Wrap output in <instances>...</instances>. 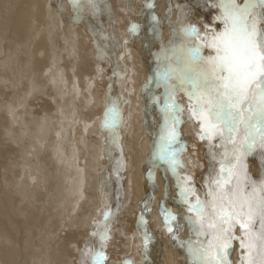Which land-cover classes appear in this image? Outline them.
I'll list each match as a JSON object with an SVG mask.
<instances>
[{
    "label": "rangeland",
    "instance_id": "obj_1",
    "mask_svg": "<svg viewBox=\"0 0 264 264\" xmlns=\"http://www.w3.org/2000/svg\"><path fill=\"white\" fill-rule=\"evenodd\" d=\"M68 1L69 0H61V1L60 0L59 1L58 0H54V1L51 0V3H53L51 5V8L52 9H53V6H55L57 9H59L60 6H64V8H66L68 10L67 11L66 9L63 8V12H61L64 16L62 17V22H61L62 24L61 23H58V26H57V27H60V30L58 28L59 33H55L56 32L55 31V32H52L50 35H48L47 30L49 28L47 30L42 31L40 29V27H42V24H43L42 21H39V24H41L40 26L39 25L38 26H36V25L33 26L32 24L28 25V27H26V25H24V27L21 26V28L22 29L23 28L26 29V31L25 30L23 31L21 28H17V30L19 29L20 32H21L20 33L19 30L17 31L18 34L20 33L19 35L15 31H14V33L11 32L12 29H13V27L10 24V22L7 21V20L6 21L9 24L6 23L5 20H4V22L1 24L3 28L0 27L1 30H2V31L0 30V37H2L0 39V47H1L0 48V54H1L0 55L1 56L0 57V78H1L0 79V86L3 85L2 87H6V88L8 87V90H5L6 91L5 94L6 95L8 94V95L6 96L5 94H3L4 97L2 96L0 98V127H1L0 130H2V129L4 130V131H1L2 134L0 133L1 134L0 135V140H2L3 143H4V144L2 143V145L4 146V149H6V151H9L10 152V155L9 156H7V154L5 156V155H2L0 153V207L1 208H4V207L6 208V207H9L10 206L9 200H8V197H9L10 194H12V198L16 199V201L14 202V204L17 203V206H19V205H21L23 207L30 206V208H34L36 205H38L39 206L38 207L39 209H42V206H43V209L42 210H39V211H40V213H42L44 210H48V214H49V217L51 216L50 218H51V221L52 222L50 221V218L49 217H46L47 218V219L45 218L46 219L45 220L46 225L47 224L50 225V224L53 223V226H55V227L57 226L56 228L53 227L54 229H57L59 227L58 228V232L53 236V237H57L58 240H59L60 233H62L61 231H63L60 228H62V225H66L67 222L70 220L69 218H64L63 219L62 216L58 217V215L55 214V213H53V214L50 213V212H52V210L56 206L55 204H57V202L60 199V194L56 193V189H57V186L56 185L58 183V180L52 174L53 173L52 172V170H53L52 167L54 165L56 166V165L60 164L59 163L60 162V159H58V157L60 155L58 157H56L57 153L55 151V148H53V146H54L55 141H56V139H55L56 137H54V136H56V134L62 133V136L63 137L64 136H67V137H64L67 140H65L64 138L62 139V141L59 140L63 144L65 153H67V154L69 153V155L71 154V156L73 155V153L74 154L76 153L75 156L77 155L76 157H74V155H73V158H72V159H74V163H73L74 164V167H75V163H76V159L75 158H77L78 155H79V162H80L81 167L84 166V168L88 169V167L90 166V168H89L90 171H88V173L89 172H92V170H93V172L94 171L95 172L96 171H99V169H101L100 167H102L101 171H99V173H98V176H99L98 182L101 183L103 181L102 183L103 184L105 183L107 185V189H108V191L110 192V195H111L110 196V200L111 199L112 200L113 199L114 200H117V201H114V203L111 200L112 202L109 203V205L106 208L104 206L101 207V203L98 206V202H94L93 203V201H90V204L88 206H86V207H83L82 206V207L78 208V212H75L74 211V212H71V213H68V214L66 212V214H65L66 216H68V217L74 216V219H76V221L74 222V224H77V223L78 224H83V223H81V221H79V219L82 218V215L83 214H85V215L87 214V217L85 219L89 223H91L89 221V219H92V222L93 223H92V226L90 228V230H91L90 231V236L86 235L87 238H86V241H84L85 242V245H86L85 252H87V250H88L87 249V242H89V241L91 242V245H92L93 249H97V250H100V251L103 252L104 251V244L105 243H108L109 246L106 248L105 253L107 252V250H110V249L112 250L113 249V244H114L113 241L115 239L114 236L116 235L115 232H116V230L118 231L119 228H120L119 226H120V222L122 220L121 218H123V215L126 213V211L129 208H132V207H135V206H136L135 207V212H138V215H139L138 218L139 219L143 215L146 216V218L143 216L144 217V220L142 222H140L141 224L139 223L140 226H138V222H137V224H136V230H139V228H141V229H143L144 231L147 232V226H148L147 225L148 224V218L147 217H148V215H151V216H153L155 218L154 223H157L160 220V222L158 223V224H160V225H158V229H157L156 226L153 227L154 224H151L150 225V226H152V227H150V229L152 228V232H153V236L152 237H154L155 240H158V242L160 243V241H161L160 240V236H156L159 233L158 230H161V229H162V231L164 230L163 229L164 228V218H162L163 216L160 213V208L162 206L164 207L165 204L167 203V201H164V200L167 199L168 197H170L171 196L170 194H172L173 191H174L173 193L176 192L175 191L176 189L175 190L173 189V188H175V186H174L175 184L173 185V183H172V182L176 183V180L172 177V175H171L170 172H167V173L165 172L166 165H164L159 160L155 161L156 163L155 162H152L153 161V159H152L153 156L152 155H153V152L156 151V149L153 152H151V150H152V148L154 150V148H156V146L158 144V141L160 139L159 138L160 137L159 132L161 130L160 128L162 126L163 121H162V118H161V115H160L161 114L160 111L159 112L157 111V110H159L158 105L153 100V97H159L156 94V86L157 85H156L155 80H154L155 77H154V72L153 71L155 70L154 69L155 66H156L155 68H157V65H156L157 63H156L155 60H156L157 55H160V53H159V47L157 46L159 44H157V42H154L153 40H151V39H153V36H154V34L150 31L151 25H152L151 23L152 22H150L151 20H149V19H151V17L147 13V11H145V13H144L143 10H142V11H139V13L137 15H134L135 20H133V22L131 20L132 18H130L131 21L129 20L130 23H127L126 22V24H128V27H131V25L136 24L139 27L145 29L144 33L141 32L142 34H140L141 35L140 37H143V39H141V41H144V43L143 44L140 43L141 45L138 43V46L137 45L134 46L136 44V42H133L132 45L130 43V45L132 46L131 49L130 48H125L126 50L124 49V50L120 51L118 53V56H117L118 57L117 58V63H114L113 62V58H112L113 55H112L111 48L113 46L118 47V45H115L118 42V40H120L121 43L124 41V40H122L121 36L116 33V31H118V29L116 28V22L115 23L112 22V26L111 27L109 25V23L114 20V15L115 14L113 12V8H115L116 11L118 12V4H117V1L115 0L114 3H116V4H113V5L110 2V0H100V2H99L100 4L98 3L99 4V7H100V10H102L103 13H104L102 20L104 22L103 25L106 24V27L107 28H104L105 29L104 31H106V32H104L103 29H101L97 25V23L93 21L94 19L93 20L91 19L90 16H88L87 18L84 17L82 19L81 13H83V12H81L79 14V20L78 21L79 22L81 21L80 22V25L79 24H75L74 25V22H71L73 20V12H72V8H70L71 6H69L70 4L67 3ZM150 1H152V0H150ZM178 1H179V6L182 5V6L189 7V8L193 7L194 6V3H195V0H178ZM58 2H60V3H58ZM64 2H66L65 4L66 5L68 4V6L64 5L63 4ZM146 4H148V2H146ZM56 8H55V10H56ZM84 9H85V6H84ZM66 11H67V13H66ZM7 12L8 11H4V14L5 15H8V14H6ZM140 12H142V13H140ZM195 12H196L197 15L204 16L205 19H209L210 16H211V12H209L206 9L204 11H201L200 9H195ZM70 13L72 14V16L70 15ZM52 14H54V17L56 18V20L61 21V19H59V17H57L58 14H59V12L57 13V11L56 12L53 11ZM139 14H141V15L138 16ZM145 15L146 16L149 15L148 18L145 17V19L147 18L146 19L147 21L145 19H143V17ZM29 16H30V18H29ZM138 17H140V18H138ZM84 19H86V20H84ZM138 19H140V20L143 19L144 22L143 21L141 22ZM42 20H43V18H42ZM53 20H54V18L52 16L51 17V24L52 25L50 24V26L54 30L53 22H52ZM0 21H2V20H0ZM28 21H32L31 14L28 15ZM3 24L6 25V26H4ZM59 24H61V25H59ZM140 24H142V25H140ZM29 26H32V27L29 28ZM86 26H87V30H86ZM89 26H91V28H93V29H89ZM124 26L125 25L123 24L122 27H124ZM6 27H7V29H5ZM122 27L120 25V28L121 29H122ZM15 28H16V26H15ZM27 28L30 29L32 33H35V34H33L35 36H33L30 33L29 30L27 31ZM66 28H67V30H66ZM118 28H119V25H118ZM125 28L127 29V27H124V29ZM61 30H62V33H61ZM4 31H5V33H4ZM77 31L79 32V34H78ZM44 32H45V34L47 33L46 34L47 35L46 37H49L50 40H51V42L49 43L50 45L48 44L46 46V49H45L46 50L45 51V54L46 55L44 53H42V50L41 51L39 50V52L37 54V57L42 58L41 56H43V59H44L43 62H41L42 61L41 59L36 58L35 52L33 51V46L37 45L40 40L42 42H43V40L45 41V39L43 37L44 36ZM137 32H140V30H138ZM160 32H162V31L159 30V37L161 38L162 37L161 36L162 34ZM24 33L26 34V36H25ZM107 33H109L110 35L107 34ZM145 33H147V35L149 34L147 36L148 38L151 37L149 39L150 42L148 41L149 43L146 41V43H148V44H145V40H144L146 38V37H144V34ZM14 34H15V36H14ZM150 34H151V36H150ZM23 35L25 36V38H23L24 37ZM116 35L119 36V37L116 38ZM19 36H21V39L22 40L20 39ZM31 36H32V38H31ZM87 36H90V37H88V39H87ZM114 36H115V38H114ZM131 36L132 35L130 34L129 37L131 38ZM16 37H18L17 39H20V40H17ZM84 37H85L86 40L84 39ZM133 37H135V35ZM6 38H7V40H6ZM33 38L35 40H33ZM55 39H57V40H55ZM93 39H94V41H93ZM29 40H30V42H29ZM31 40H33L32 43H31ZM80 40H82V41H80ZM126 40L128 41V39H126ZM1 41L2 42L4 41V42L1 43ZM114 41H117V42L114 43ZM6 42H8V43H6ZM80 43L83 45L82 46L83 48L81 47V44ZM118 43H120V42H118ZM154 43L157 44L156 47H155V44ZM86 44H88V45H86ZM90 44H91V47H90ZM149 44L150 45L152 44V45L149 46ZM76 45H78V46H76ZM84 45H86V46H84ZM76 47H77V49H76ZM152 47H154V49ZM5 48H6V50H5ZM15 48H16V50H15ZM79 49H80L81 52L79 51ZM152 49H153V51L155 50L156 52L155 51L153 52ZM77 50H78V52H77ZM84 50L85 51L92 50V54H93L95 60H103L102 62H105V63H103V65H104V67L106 69V75H105L106 77L105 76H103L102 78L96 77L95 79L91 78L92 69L94 68L95 64H97V63H91V65H92L91 66V68H92L91 69V72L90 73L89 72H85L87 74L89 73L88 75L87 74H83L84 72L81 73V76H80V74L77 75V73H76L77 68L80 65H84L85 64V63H80V64L77 63L78 62L77 57L79 55L83 54L85 52ZM21 51H22V53H21ZM82 51H83V53H82ZM150 51L153 52V55H156V56H154L155 58L152 59V56L153 55H152V53L150 54ZM3 52H5V54ZM47 52H48V54L49 53L50 54L48 55ZM134 52H136V53H134ZM146 52H148L147 54H150V55H148L150 57L147 58V59H149V61L146 60V56H147L146 55ZM16 53H17V55H16ZM26 53H27V55L28 54H32V55H28L27 56ZM154 53H157V54H154ZM6 54H7V56L10 55L11 58H8L10 56L7 57ZM135 54H137V56ZM71 55H72L73 58L70 57ZM132 55H134V56L131 57ZM128 56H130V59L127 58ZM138 56H140L139 59H138ZM143 56H145V57H143ZM4 58H5V60H4ZM81 58H84V56H81ZM54 59H55V61H54ZM134 59H135V61H136V59H138V61H136V63H135ZM38 60H39V62L43 63V66L40 69H37L36 70L33 66H34V63L36 61H38ZM80 60L81 59H79V61ZM154 61H155L156 64L153 67ZM45 62H46V64H45ZM115 66H117V68ZM144 66L145 67L146 66L147 67L149 66L150 67V70H148L149 67L146 69ZM74 67H75L76 70L74 69ZM137 67H140V68H137ZM72 68H73V70H71ZM129 70H130V73H129ZM59 71H62V74ZM134 71L137 72V74ZM143 71H144V73H143ZM71 72H72V74H71ZM67 73H68V76H67ZM57 74L60 75L61 78L63 76L64 79H61L60 77H58ZM130 74L133 77H131ZM82 75L84 76V78H82ZM139 75H142V76L138 77ZM119 77H123V79L121 80V79H119ZM130 77H131V79H130ZM69 78H71V79L69 80ZM17 79L18 80L20 79L19 80L20 82ZM26 79L28 80V82H27ZM29 80H31V81H29ZM60 80H63V81H60ZM144 80H146V82ZM42 81H43V83H42ZM44 81H45V83H44ZM128 82H129L130 85L128 84ZM131 82H133V83H131ZM134 82H135V84H134ZM57 83L59 84L58 86H57ZM136 83H137V85H136ZM30 84H31V87H30ZM53 84H54L55 88H54ZM13 85L16 86V87H14ZM25 85H27V86H25ZM28 85H29V87H28ZM86 85H87V87H86ZM32 86L35 87V88L32 89L33 88ZM123 86H125V87H123ZM28 88H29V90H28ZM30 88L32 89V91L30 90ZM108 88H112L111 89L112 92L110 91L108 93H110V96H111V99L112 100H116L117 101V105H118V108H119V112L121 114V119H120V122H119V129H118V131H119L118 132V134H119L118 135L119 136L118 146L113 143V145H114L115 148H114L112 154L110 153V150H111V148L109 146L110 141L108 140L109 142H107V140H106V137L108 136V134L104 130H102V127H101L102 121L104 119V113H105V110H106L107 102H108L107 99H106L107 96L105 97V95L107 93L106 90H108ZM132 88H133L134 92L131 90ZM139 88H140V90H139ZM157 88L161 90V91L159 90V92H160L159 95H160V97H162L163 96V93H164V90H163L164 87L163 86H158ZM9 90H11V91H9ZM26 90H27V92H26ZM77 91H79V92H77ZM131 91H132V93H131ZM11 92H14L15 94L14 93H11ZM161 92H162V95H161ZM129 93H131L132 95H136V94L137 95H136V97L135 96H132V98H131V97H129V96H131V94L128 96ZM33 94H35V95H33ZM38 94L41 95L40 97H43V99L41 98L39 100L42 101V100L46 99L44 103L47 102L45 107L48 110H49V108L52 107L51 109L53 111H55L54 108L57 109L59 107L58 114H56V115H54L53 112H52V110L50 109V111L52 112L51 114H53V115H51V116H53L52 117L53 119L50 118V119L44 121V123L41 121V118H44V117L41 116V118H40V115H37L36 117L31 116V115H33V112H31L30 108L33 107L32 106L33 105L32 103L35 102V98L36 97L39 98L38 97L39 96ZM54 94H56V95L54 96ZM62 94H63V96H62ZM21 96L23 97V100H22V97ZM34 96H35V98H34ZM9 97H11V98H9ZM52 97L54 98L55 101H57V100L58 101L55 103V101L53 100ZM5 98H7V99H5ZM59 100H60V102H59ZM22 101H24V102L22 103ZM28 101H29V103H28ZM30 101L31 102L33 101V102L30 103ZM125 101H126V103H125ZM17 102L19 104H23V106L22 105H19ZM67 102H69V103H67ZM51 103H53L54 105L51 104ZM60 104L61 105L63 104V105L61 106ZM18 105H19L20 108L18 107ZM14 106H16V107L15 108H12ZM21 106H22V108H21ZM43 106L44 105L42 104L41 107H43ZM48 106H50V107H48ZM148 106H151V107H148ZM132 108H135V109L133 110ZM146 108H149V109L147 110ZM129 110H130V112H129ZM146 110H147V112H146ZM74 113L77 115V120L79 122L78 121L76 122L74 120V118H73ZM154 113H156L155 115H157V116L159 115V118L161 119L160 121H159L158 117H156V116L154 117ZM14 115H16V116H14ZM126 116L129 117V118H127ZM123 118L124 119L127 118V120L125 119L124 122H123V120H122ZM128 119H130V120H128ZM3 120L4 121L7 120V121L6 122H3ZM64 120L68 124H66L64 122ZM88 120H90V121H88ZM155 120H158L159 121V124H158V121H156L157 123L154 122ZM34 121H36V122H34ZM2 122H3V124H4L5 127L3 126V124H1ZM74 122H76L77 124L76 123L74 124ZM88 122H90V123H88ZM131 122H133V123H131ZM56 123H57V126L60 127V129L56 126ZM70 123H71L72 126L70 125ZM24 125H25V127H23ZM95 125H97V126H95ZM123 125L126 128L125 127L122 128ZM130 125L133 126V127H131ZM156 125H157V127H156ZM63 126H65V128ZM67 126H69V128ZM83 126H85V128ZM138 127H139V129H138ZM58 129H59V131H58ZM126 129H127V132L128 133L125 132L124 135H122L121 132L123 130H126ZM21 130H22V132H21ZM149 130H150V132H149ZM129 131H130V133H129ZM4 132H5V134H4ZM63 132L65 134H63ZM68 132H69V134H67ZM10 133H11V135H10ZM22 134H23V136H21ZM128 134H129V136H128ZM136 134H138V135H136ZM124 136H127V138L124 137ZM130 136L131 137L133 136V138L130 139ZM154 136H156V137H154ZM41 138H42V140H41ZM85 138L88 139V142H86V139ZM53 140H54V142H53ZM92 140L95 141V142H93ZM79 141H82V142H79ZM154 141H155V143H154ZM14 142L17 145L14 146V144H15ZM65 142H67V143L65 144ZM96 142H97V144H95ZM206 143H207V141H206ZM62 144H61V146H62ZM90 145H91V147L89 148ZM92 145H94V146H92ZM81 146H83V148ZM84 146H85V148H84ZM143 146H145V147H143ZM147 146H149V147H147ZM81 148H82V150H81ZM129 148L131 150H129V152H128V149ZM149 148H151V150ZM202 148L200 147V145H198V147L195 150L193 148H189V146L186 149V151L188 150L192 154H193V152H196V154L193 155L192 158H196L198 160V164H201V166H202L201 169H197V167H196L194 169V171H193L194 174L193 173L186 172V174L188 173L187 175L194 180V186L197 189L200 188L202 179L205 176V174L207 173L208 168H209V157L207 156V152L206 151H205L206 153L205 152L204 153L202 152ZM46 150H47V152L44 153ZM68 150H69V152H68ZM72 150H74V152ZM86 150H87V153H86ZM200 150H201V152H200ZM83 151H84V153H83ZM130 151H131V153H130ZM133 151H134V153H133ZM149 151H150V153L152 155L151 154H148ZM93 152H95V154ZM29 153H31V154L29 155ZM128 153H130V155L132 157L129 156ZM136 153H138V154H136ZM144 153H146V154H144ZM257 153L256 154L254 153L255 154L254 156L256 158H257ZM258 155H259V153H258ZM145 156H147L148 158L147 157L145 158ZM151 156H152V158H151ZM52 158L54 160H56V159L59 160V162L56 160L58 162L56 164V161H52L53 160ZM113 158H115V159H113ZM121 158L123 160V169L121 171H117V167H118L117 161L119 159H121ZM134 158H137V159H134ZM256 158L253 160V164L255 163V166L257 164ZM94 161H96V162H94ZM130 161H133V162L130 163ZM36 162H39V164L36 163ZM157 162H159V163H157ZM34 164L36 166H34ZM92 164H94L95 168L93 166H91ZM157 164H159L160 165L159 167H161V169H160L161 171L160 172L157 171L158 170V165ZM85 165H86V167H85ZM96 165L98 167H96ZM43 166H45V167H43ZM154 166H155V168H154ZM65 168L66 167H61L60 169H61V171L63 170L64 172L65 171L67 172V170H69V172H70L72 170V169H67V168H66L67 169L66 170ZM96 168H97V170H96ZM132 169H133V171H132ZM144 169H145V171H144ZM146 170H149L150 173H149V171H146ZM184 170L185 169L180 170L181 171V177H183V175L185 174V171ZM66 172H65V175L66 176H69V175L66 174ZM147 172H148L149 176H147ZM88 173L85 175L86 184L89 183L90 185H93V180L91 179L92 178V175L90 176V174H88ZM128 176H130L131 179H129L130 177H128ZM144 176H145V178H144ZM118 177H119V179H122L121 180V186L122 187H120V186L117 185V178ZM26 179L28 180V182H26ZM140 179H142V180L140 181ZM164 180H166V181L168 180V182L169 181H171V182H169V183H167V185H165L166 182ZM98 182H97V184H98ZM127 182H129V185L131 184L130 185L131 188H130V186L127 187L128 186L127 185L128 184ZM144 182H145V184H144ZM141 183H143V184H141ZM47 185L48 186H51V187L50 188L48 187V189H47ZM54 186H55V188H54ZM165 186L166 187L168 186V188H166ZM95 187H94V189H95ZM145 187H146V190H144ZM131 189H132V191H131ZM140 189H142V191H144V192L139 191ZM166 190L167 191L168 190H172V192L170 194H168L169 192H167ZM80 191H81V189H80ZM145 191H146L147 194L145 193ZM157 191H159V192H157ZM131 192L133 194H131ZM154 192H156V193H154ZM125 193L128 194V195H126ZM116 194H117V196L119 198H116L117 197ZM144 194L148 196L147 199H146L147 196H144ZM175 194H173L172 197L169 198L170 200L173 199L174 203L177 200V197H176ZM198 194H200L199 191L197 192V195ZM53 196L54 197L56 196V197L54 198ZM61 197H62V195H61ZM90 197H91V195H90ZM95 197H96L97 200H99V202H101V197L99 195L98 196H95ZM141 198L142 199L144 198V199L142 200ZM88 199H85V201H87ZM135 199L138 202L137 201H134ZM20 203H22V204H20ZM112 203H113V205H112ZM123 203L124 204L126 203L125 204L126 206ZM176 203H175V206L178 205V207L177 206L176 207L179 209V206H181V205H179L178 203L176 204ZM146 204H147V206H145ZM138 205H139V208H137ZM172 205H174V204H172ZM50 207H52V208H50ZM103 207L105 209H110L111 210V213H113V214L110 216V224H109V228L107 230V236L110 237V239H107L106 242H104L103 243V246L101 247L100 241H99V237L98 236L97 237H93L91 234H92V232L94 230V227H93L94 226V222H101L103 220V213H104V212H102V211H104V208ZM141 207H142V209H141ZM144 208H146V209H144ZM63 210H65V209H63ZM97 210H98V213H96ZM143 210H146V211L143 212ZM132 211L133 210H131V213H132ZM150 211L152 213H150ZM170 211L173 212V209L170 208ZM145 212H146V214H145ZM147 212H148V214H147ZM175 213L176 212H174L173 214L175 215ZM176 215H179L181 217L183 216V214H180V213L179 214H176ZM4 216L2 218H4ZM158 216L160 217V219H159ZM153 217H150V222L149 223H151V222L153 223V221H151V218H152V220H154ZM156 217H157L158 220L156 219ZM35 222H38L37 225H39V220L38 221H35ZM161 222H163V223H161ZM70 224L72 225V222H70ZM37 225H36V227H38ZM178 226L182 229V221L181 222H178ZM155 227H156V229H155ZM10 228H9V230H10ZM154 230H155V232H154ZM52 231L50 232L51 234L49 233V235H52ZM6 232L7 231H5V226H3V227L0 226V264H12V262H13V261L9 260L8 255L7 256L5 255V254H7V252H5V248L6 247H11V241H10L11 239L9 238L8 235L5 234ZM165 232L166 233L168 232L166 228H165ZM165 232L163 231V234H165ZM37 234L40 235L39 232H37ZM168 234H169V232H168ZM177 235L180 238V232H178ZM188 236H190V235H188ZM164 238L166 239V237H164ZM190 238L191 237H189L188 239H190ZM50 239H51V236H49L48 241H42L41 242V248L42 249L43 248H46V251L49 250L48 251V254L49 255L47 254L48 258L46 257L44 259V261H46V264H49V263L50 264H59L60 260L65 261L66 258L63 259L64 258L63 257L64 256L63 254L61 255V253L57 249H52L53 248L52 246H54V244H55L56 241L54 242L53 240H50ZM141 239L143 241V238L142 237H141ZM182 239L183 238L181 237L180 240H182ZM35 240H37V239H35ZM171 240L172 239L170 238V234H169V237H168V239L166 241L169 243ZM184 240H187V238L184 239ZM173 242H174L173 243L174 245L179 246L176 241L173 240ZM143 243H144V241H143ZM36 245H37V243L34 245V247ZM50 245H51V249L53 250V253H52L53 255H51V253H50L51 252ZM48 246H49V248H48ZM140 246H142V245H140ZM164 248H165V246H164ZM178 248L180 249V247H176L174 249L175 250H179ZM56 250L58 251V253L56 252ZM181 250H182V248H181ZM141 251H143V248H139V252L140 253L138 252V248H136L135 254H138L139 253V254L142 255V252ZM168 253H170V256L171 257L173 256L172 257L173 259L171 258V260H173V261L175 260L176 255L181 259L179 253L173 254V252L171 250L168 251ZM171 253H172V255H171ZM57 254H58V256H56ZM157 254L159 255V253H157ZM184 254H185V251H183V253H181V255H184ZM55 257H56V261H53L55 259ZM108 258H109V255L107 257V260L109 261ZM145 258H147L146 259L147 260L146 263L145 262L141 263V260L139 261L140 263L138 261H137V263L138 264H149L148 261H150V264H154V262H158V264H161V262H159L160 256H159V259H152V256H149V255L147 257H145ZM133 260L134 259H132L131 261L130 260H127L128 261V264H134V261ZM50 261H52L53 263L50 262ZM152 261H154V262H152ZM181 261L183 262L182 259H181ZM108 263L109 264H116L115 261H113V262L110 261ZM66 264H68V262ZM103 264H105V262H103Z\"/></svg>",
    "mask_w": 264,
    "mask_h": 264
},
{
    "label": "snow or ice",
    "instance_id": "obj_2",
    "mask_svg": "<svg viewBox=\"0 0 264 264\" xmlns=\"http://www.w3.org/2000/svg\"><path fill=\"white\" fill-rule=\"evenodd\" d=\"M69 4L78 22L84 5L94 9L96 0H69ZM145 7L154 11L155 0ZM177 7L176 27L157 58L154 79L164 93L153 100L163 123L153 162L166 165L165 172L176 180L177 202L184 215H174L162 206L164 226L186 252L187 264H233V250L239 253L237 264H264V0H195L191 8ZM195 9L208 10L210 18L197 15ZM59 10L63 12V6ZM171 14L169 2L167 19ZM151 21L150 31L159 40L164 21L154 14ZM138 30L133 24L129 33ZM177 94L188 98L187 109ZM120 119L117 101L109 98L101 127L117 146ZM192 121L199 125V133L193 131V135L207 141L209 157L199 189L180 171L187 144L179 129ZM257 151L259 178L254 179L245 161ZM117 165L121 171L122 158ZM111 215L105 209L103 220L94 222L91 235L99 237L101 247L110 239ZM180 221L187 226L190 239H179ZM141 230L142 255L147 257L151 236ZM87 249L80 264H103L102 251L93 249L90 241Z\"/></svg>",
    "mask_w": 264,
    "mask_h": 264
},
{
    "label": "bare ground",
    "instance_id": "obj_3",
    "mask_svg": "<svg viewBox=\"0 0 264 264\" xmlns=\"http://www.w3.org/2000/svg\"><path fill=\"white\" fill-rule=\"evenodd\" d=\"M52 1H54V0H52ZM59 1V0H58ZM61 1V0H60ZM114 1L115 0H110V2L112 3V5L113 4H116V3H114ZM117 1V4H118V12L116 11V9L115 8H113V12H114V20L113 21H111L110 23H109V25H110V27L112 26V22H116V28L118 29V31H116V33L118 34V35H120L121 36V38H122V40H124L122 43H121V41L120 40H118V42H120V43H118L117 41H114V43H116L115 45H118V47H116V46H113L112 48H111V51H112V55H113V62L114 63H117V56H118V53L120 52V51H122V50H124L125 48H130L131 49V45H132V43L133 42H136V44L134 45V46H138V43L140 44V43H144V41H141V39H143V37H140L141 35L140 34H142V33H144V31H145V29H143V28H141V27H139V30H140V32H136L134 35H135V37H133L134 35H132L131 36V38L129 37L130 36V33H129V28L130 27H128V24H126V22L127 23H130L129 22V20H130V18H132L131 20H132V22H133V20H135V17H134V15H137L138 13H139V11H142L143 10V12L145 13V11H147V13L150 15V17L154 14L155 16H157L161 21H164V23H162L161 24V26H160V30L162 31V32H160L162 35V37L160 38L159 37V40H157L154 36H153V39H151V40H153L154 42H157V44H159V45H157L156 43H154L155 44V47H156V45L159 47V53H161V45H167L168 44V42H169V37L171 36V32H172V29L173 28H175L176 27V21H177V18H178V16L180 15V12L178 11V7L177 6H179V1L178 0H155V8H154V11L152 10V9H148V8H146L145 7V5H146V2H152V1H150V0H116ZM146 1V2H145ZM100 2V0H96V7L94 8V9H91L90 10V8H89V6L87 5V4H85L84 6H85V9H84V7L82 8V10H81V12H83V13H81V16H82V19L84 18V17H88V16H90L91 17V19L94 21V22H96L97 23V25L101 28V29H103V31L105 30L104 28H107L106 27V24H104L103 25V11L102 10H100V7H99V3ZM169 2H170V4H171V7H172V14H171V19L169 20V19H167V17L165 16V9H166V6H168L169 5ZM58 3H60V2H58ZM57 3V4H58ZM62 3V2H61ZM66 2H64L63 4L64 5H66L65 4ZM67 3H69V1L67 2ZM99 3V4H98ZM53 3H51V0H0V20H2V21H0V25L4 22V20H5V22L6 23H8L7 21H9L10 22V24L12 25V27H13V29H12V31L11 32H13L14 33V31L18 34V30H17V28H21V26L22 27H24V25H26V27H28V25H30V24H32L33 26H40L41 24H39V21H42L43 22V24H42V27H40V29L42 30V31H44V30H47L48 28V30H47V32H48V35H50L52 32H55V33H59V30H60V27H57L58 26V23H61L62 22V17L64 16L62 13H61V11H59V9H57L55 6H53V9L51 8V5H52ZM59 5V4H58ZM61 5V4H60ZM66 6H68V4L66 5ZM70 6V5H69ZM182 6V5H181ZM188 6V5H187ZM55 8H56V10H55ZM63 8H64V6H63ZM71 8V7H70ZM64 9H66V8H64ZM67 10V9H66ZM4 11H8L6 14H8V15H5L4 14ZM53 11H57V13L59 12V14H58V16L57 17H59V19H61V21H59V20H56V18L54 17V14H52L53 13ZM65 11V10H64ZM68 11V10H67ZM67 11H66V13H67ZM70 12V11H69ZM73 12V11H72ZM65 13V14H66ZM140 13H142V12H140ZM29 14H31V16H32V21H28V15ZM70 15L72 16V14L70 13ZM85 15V16H84ZM141 14H139L138 16H140ZM147 15V14H146ZM142 16L143 17V19H145V17H147L148 18V16ZM53 16V18H54V20L52 21L53 22V27H54V30H53V28L50 26V24H51V17ZM66 17V16H65ZM29 18H30V16H29ZM42 18H43V20H42ZM46 18V19H45ZM71 18V17H70ZM113 18V17H112ZM138 18H140V17H138ZM146 18V19H147ZM137 19V18H136ZM143 19L142 20H140V19H138L139 21H143ZM145 19V20H146ZM7 20V21H6ZM38 20V21H37ZM71 20V19H70ZM84 20H86V19H84ZM130 20V21H131ZM149 20H151V19H149ZM34 21V22H33ZM67 21V20H66ZM90 21V20H89ZM147 21V20H146ZM33 22V23H32ZM71 22H74V25L75 24H79L80 25V22L78 21V22H76V21H74V18H73V20L71 21ZM87 22V21H86ZM92 22V21H91ZM131 22V23H132ZM144 22V21H143ZM150 22H152V21H150ZM89 23V22H88ZM9 24V23H8ZM62 24V23H61ZM61 24H59V25H61ZM119 25V28H118V25ZM125 25L124 27H127V29L125 28L124 29V27H122V25ZM148 24V23H147ZM152 24V23H151ZM4 25V24H3ZM52 25V24H51ZM72 25V24H71ZM89 25V24H88ZM108 25V24H107ZM120 25H121V27H122V29L120 28ZM136 25V24H135ZM140 25H142V24H140ZM4 26H6V25H4ZM15 26H16V28H15ZM0 27H2V25L0 26ZM30 27H32V26H29V28ZM3 28V27H2ZM39 28V27H38ZM58 28H59V30H58ZM81 28V27H80ZM5 29H7V27L5 28ZM22 29V28H21ZM89 29H93V28H91V26H89ZM0 30H1V28H0ZM4 30V29H3ZM23 31L25 30L26 31V29H22ZM21 30V31H22ZM30 31V33L33 35V34H35V33H32L31 32V30L30 29H28L27 28V31ZM37 30V29H36ZM66 30H67V28H66ZM86 30H87V26H86ZM107 30V29H106ZM2 31V30H1ZM34 31V30H33ZM102 31V32H103ZM19 32H20V30H19ZM36 32V31H35ZM46 32V31H45ZM45 32H44V39H45V41L43 40V42L40 40H38L39 41V43L37 44V45H35V46H33V51L35 52V56H36V58H39V59H41L42 61L41 62H43V56H41L42 58H40V57H37V54H38V52H39V50L41 51L42 50V53H44L45 54V49H46V46L51 42V40H50V38L49 37H46L47 35V33L45 34ZM78 32V31H77ZM104 32H106V31H104ZM142 32V33H141ZM3 33V32H2ZM1 33V34H2ZM4 33H5V31H4ZM21 33V32H20ZM19 33V34H20ZM26 33V32H25ZM24 33V34H25ZM37 33V32H36ZM61 33H62V30H61ZM66 33V32H65ZM18 34V35H19ZM30 34V35H31ZM38 34V33H37ZM69 34V33H68ZM78 34H79V32H78ZM107 34H109V33H107ZM8 35V34H7ZM17 35V36H18ZM39 35V34H38ZM89 35V34H88ZM110 35V34H109ZM112 35V34H111ZM149 35V34H148ZM147 33H145L144 34V37H146L144 40H145V44H148L149 42H150V38H148L147 36ZM10 36V35H9ZM13 36V35H12ZM14 36H15V34H14ZM13 36V37H14ZM22 36V35H21ZM21 36H19L20 37V39H21ZM24 36V35H23ZM25 36H26V34H25ZM25 36L23 37V38H25ZM28 36V35H27ZM33 36H35V35H33ZM37 36V35H36ZM113 36V35H112ZM143 36V35H142ZM150 36H151V34H150ZM88 37H90V36H87V39H88ZM111 37V36H110ZM119 36H117L116 35V38H118ZM2 37H0V39H1ZM18 37H16V39H17ZM31 38H32V36H31ZM30 38V39H31ZM36 38V37H35ZM38 38V37H37ZM114 38H115V36H114ZM137 38V39H136ZM20 39H17V40H20ZM84 39H85V37H84ZM126 39H128V41L126 40ZM155 39V40H154ZM3 40V39H2ZM6 40H7V38H6ZM10 40V39H9ZM22 40V39H21ZM33 40H35L34 38H33ZM33 40H31V43H32V41ZM55 40H57V39H55ZM86 40V39H85ZM92 40V39H91ZM112 40V39H111ZM54 41V40H53ZM61 41V40H60ZM80 41H82V40H80ZM79 41V42H80ZM88 41V40H87ZM93 41H94V39H93ZM146 41L148 42V43H146ZM4 42V41H3ZM2 41H1V43H3ZM9 42V41H8ZM8 42H6V43H8ZM21 42V41H20ZM26 42V41H25ZM29 42H30V40H29ZM35 42V41H34ZM46 42V43H45ZM89 42V41H88ZM87 42V43H88ZM27 43V42H26ZM30 43V44H31ZM127 43V44H126ZM130 43H131V45H130ZM18 44V43H17ZM36 44V43H35ZM81 44V43H80ZM20 45V44H19ZM50 45V44H49ZM86 45H88V44H86ZM86 45H84V46H86ZM128 45V46H127ZM141 45V44H140ZM152 45V44H151ZM150 44H149V46H151ZM53 46V45H52ZM51 46V47H52ZM76 46H78V45H76ZM83 45L81 44V47H82ZM93 46V45H92ZM35 47V48H34ZM89 47V46H88ZM90 47H91V44H90ZM115 47V48H114ZM1 48V47H0ZM28 48V47H27ZM55 48V47H54ZM75 48V47H74ZM83 48V47H82ZM96 48V47H95ZM150 48V47H149ZM153 49H154V47H152ZM9 49V48H8ZM31 49V48H30ZM76 49H77V47H76ZM153 49H152V51H153ZM157 49V48H156ZM5 50H6V48H5ZM15 50H16V48H15ZM25 50V49H24ZM28 50V49H27ZM32 50V49H31ZM82 50V49H81ZM126 50V49H125ZM137 50V49H136ZM150 50V49H149ZM13 51V50H12ZM29 51V50H28ZM27 51V52H28ZM74 51V50H73ZM79 51H80V49H79ZM85 51V50H84ZM148 51V50H147ZM155 51V50H154ZM153 51V52H154ZM26 52V51H25ZM31 52V51H30ZM61 52V51H60ZM77 52H78V50H77ZM81 52V51H80ZM153 52H151L150 51V54L152 53V55H153ZM156 52V51H155ZM4 54H5V52H3ZM2 53V54H3ZM21 53H22V51H21ZM82 53H83V51H82ZM134 53H136V52H134ZM141 53V52H140ZM143 53V52H142ZM148 52H146V60H148L149 61V59H147L148 57H150V56H148V55H150V54H147ZM158 53V54H159ZM47 54H48V52H47ZM50 54V53H49ZM48 54V55H49ZM57 54V53H56ZM78 54V53H77ZM133 54V53H132ZM154 54H157V53H154ZM1 55V54H0ZM16 55H17V53H16ZM26 55H27V53H26ZM28 55H32V54H28ZM27 55V56H28ZM40 55V54H39ZM46 55V54H45ZM65 55V54H64ZM136 56H137V54H135ZM6 56H7V54H6ZM8 56H10V55H8ZM7 56V57H8ZM22 56V55H21ZM66 56V55H65ZM81 56H84V58H81ZM124 56V55H123ZM134 55H132L131 57H133ZM154 56H156V55H153L152 56V59L153 58H155ZM1 57V56H0ZM33 57V56H32ZM61 57V56H60ZM71 58H73L72 57V55L70 56ZM143 57H145V56H143ZM8 58H11V56L10 57H8ZM14 58V57H13ZM27 58V57H26ZM128 59H130V56H128L127 57ZM140 58V56H138V59ZM157 58H158V55H157V57H156V63H157ZM70 59V58H69ZM77 59H78V62L77 63H85L84 65H80L78 68H77V70L75 69V67L77 66H75L74 67V69L76 70V73H77V75H79L80 74V76H81V73H83V74H87V73H85V72H91V63H97V64H95V66H94V68L92 69V73H91V78H93V79H95L96 77H99V78H102L103 76H105L106 75V69H105V67H104V65H103V63H105V62H102L103 60H95V58H94V56H93V54H92V50H89V51H85L83 54H81V55H79L78 57H77ZM79 59H81L80 61H79ZM138 59H136V61H138ZM145 59V58H144ZM151 59V58H150ZM4 60H5V58H4ZM28 60V59H27ZM30 60V59H29ZM73 60V59H72ZM119 60V59H118ZM132 60V59H131ZM142 60V59H141ZM145 60V61H146ZM19 61V60H18ZM50 61V60H49ZM54 61H55V59H54ZM70 61V60H69ZM134 61H135V59H134ZM136 61H135V63H136ZM155 61H154V64H153V67H154V65L156 64L155 63ZM14 62V61H13ZM23 62V61H22ZM35 62V61H34ZM41 62H39V60L38 61H36L35 63H34V68L37 70V69H40L42 66H43V63H41ZM11 63V62H10ZM69 63V62H68ZM76 63V64H77ZM134 63V64H135ZM149 63V62H148ZM21 64V63H20ZM24 64V63H23ZM45 64H46V62H45ZM55 65V64H54ZM144 65V64H143ZM157 65V64H156ZM28 66V65H27ZM114 66V65H113ZM140 66V65H139ZM116 68H117V66H115ZM132 67V66H131ZM145 67V66H144ZM149 67V66H148ZM147 66L145 67L146 69L148 68ZM152 67V66H151ZM156 67V66H155ZM154 67V77H155V71H156V68ZM135 68V67H134ZM137 68H140V67H137ZM11 69V68H10ZM67 69V68H66ZM132 69V68H131ZM47 70V69H46ZM49 70V69H48ZM57 70V69H56ZM61 70V69H60ZM68 70V69H67ZM71 70H73V68L71 69ZM114 70V69H113ZM148 70H150V67H149V69ZM147 70V71H148ZM108 71V70H107ZM146 71V72H147ZM152 71V70H151ZM18 72V71H17ZM41 72V71H40ZM58 72V71H57ZM61 74H62V71H59ZM67 72V71H66ZM132 72V71H131ZM135 72V71H134ZM20 73V72H19ZM59 73V74H60ZM88 73V74H89ZM94 73V74H93ZM129 73H130V70H129ZM136 74H137V72H135ZM143 73H144V71H143ZM148 73V72H147ZM22 74V73H21ZM64 74V73H63ZM71 74H72V72H71ZM87 74V75H88ZM133 74V73H132ZM140 74V73H139ZM58 75V74H57ZM131 75V74H130ZM129 75V76H130ZM14 76V75H13ZM26 76V75H25ZM67 76H68V73H67ZM70 76V75H69ZM128 76V75H127ZM140 76H142V75H139L138 77H140ZM150 76V75H149ZM57 77V76H56ZM55 77V78H56ZM58 77H60V75H58ZM106 77V76H105ZM104 77V78H105ZM131 77H133L132 75H131ZM131 77H130V79H131ZM27 78V77H26ZM31 78V77H30ZM35 78V77H34ZM61 78V77H60ZM82 78H84V76L82 75ZM1 79V78H0ZM21 79V78H20ZM19 79V80H20ZM44 79V78H43ZM58 79V78H57ZM61 79H64V77L62 76V78ZM71 78H69V80H70ZM133 79V78H132ZM135 79V78H134ZM141 79V78H140ZM18 80V79H17ZM18 80V81H19ZM27 80V79H26ZM46 80V79H45ZM53 80V79H52ZM59 80V79H58ZM83 80V79H82ZM90 80V79H89ZM155 80V79H154ZM8 81V80H7ZM22 81V80H21ZM29 81H31V80H29ZM51 81V80H50ZM60 81H63V80H60ZM59 81V82H60ZM81 81V80H80ZM127 81V80H126ZM133 81V80H132ZM142 81V80H141ZM140 81V82H141ZM145 82H146V80H144ZM17 82V81H16ZM20 82V81H19ZM23 82V81H22ZM27 82H28V80H27ZM26 82V83H27ZM34 82V81H33ZM58 82V83H59ZM70 82V81H69ZM88 82V81H87ZM99 82V81H98ZM137 82V81H136ZM25 83V84H26ZM42 83H43V81H42ZM44 83H45V81H44ZM47 83V82H46ZM57 83V86L59 85ZM131 83H133V82H131ZM139 83V82H138ZM19 84V83H18ZM29 84V83H28ZM63 84V83H62ZM71 84V83H70ZM128 84H129V82H128ZM134 84H135V82H134ZM141 84V83H140ZM15 85V84H14ZM13 85V86H14ZM17 85V84H16ZM56 85V84H55ZM130 85V84H129ZM136 85H137V83H136ZM3 86V85H2ZM2 86H0L1 88H0V98L3 96V94H5V90H8V87L6 88V87H2ZM25 86H27V85H25ZM39 86V85H38ZM53 86H54V84H53ZM78 86V85H77ZM80 86V85H79ZM127 86V85H126ZM14 87H16V86H14ZM24 87V86H23ZM28 87H29V85H28ZM30 87H31V84H30ZM33 87V86H32ZM61 87V86H60ZM59 87V88H60ZM64 87V86H63ZM86 87H87V85H86ZM85 87V88H86ZM123 87H125V86H123ZM131 87V86H130ZM136 87V86H135ZM158 86H156V94L160 97V92H159V90L160 89H158L157 88ZM35 87H33L32 89H34ZM54 88H55V86H54ZM65 88V87H64ZM81 88V87H80ZM91 88V87H90ZM89 88V89H90ZM129 88V87H128ZM144 88V87H143ZM160 88V87H159ZM13 89V88H12ZM25 89V88H24ZM32 89L30 88V90L32 91ZM58 89V88H57ZM61 89V88H60ZM111 89L112 88H108V90H106V95H105V97L107 96V101L109 102V98H111V96H110V93H108V92H110L111 91ZM130 89V88H129ZM145 89V88H144ZM162 89V88H161ZM28 90H29V88H28ZM65 90V89H64ZM80 90V89H79ZM133 92H134V90H133V88L131 89ZM139 90H140V88H139ZM164 90V89H163ZM9 91H11V90H9ZM14 91V90H13ZM18 91V90H17ZM22 91V90H21ZM24 91V90H23ZM30 91V92H31ZM40 91V90H39ZM54 91V90H53ZM132 91H131V93H132ZM161 91V90H160ZM26 92H27V90H26ZM35 92V91H34ZM64 92V91H63ZM77 92H79V91H77ZM112 92V91H111ZM130 92V91H129ZM11 93H14V92H11ZM43 93V92H42ZM47 93V92H46ZM53 93V92H52ZM131 93H129L128 94V96L131 94ZM15 94V93H14ZM21 94V93H20ZM48 94V93H47ZM50 94V93H49ZM135 94V93H134ZM6 95V94H5ZM8 95V94H7ZM6 95V96H7ZM11 95V94H10ZM31 95V94H30ZM33 95H35V94H33ZM39 95V94H38ZM43 95V94H42ZM45 95V94H44ZM56 94H54V96H55ZM137 95V94H136ZM136 95H132L131 94V96H129V97H131L132 98V96H135L136 97ZM155 95V94H154ZM161 95H162V92H161ZM178 95V101H179V103L185 108V109H187V107H188V104L190 103V101L188 100V98L186 97V96H184L183 94H177ZM5 96V97H6ZM41 95H39L38 97L39 98H35V96H34V98H35V102L34 103H32L31 101H30V103H32L33 105V107L32 108H30V110H31V112H33V115H31V116H33V117H36L37 115H40V118H41V116L42 117H44V118H41V121L44 123V121H46V120H48V119H50V118H52L53 116H51V115H56V114H58V110H59V107L57 108V109H55L54 108V110L55 111H53L51 108H49V110L45 107L46 106V103H44L45 102V100L46 99H44V100H39V99H43V97H40ZM62 96H63V94H62ZM139 96V95H138ZM4 97V96H3ZM19 97V96H18ZM22 97V96H21ZM20 97V98H21ZM51 97V96H50ZM61 97V96H60ZM126 97V96H125ZM128 97V98H129ZM134 97V98H135ZM9 98H11V97H9ZM13 98V97H12ZM17 98V97H16ZM19 98V99H20ZM53 98V97H52ZM5 99H7V98H5ZM56 99V98H55ZM76 99V98H75ZM139 99V98H138ZM11 100V99H10ZM13 100V99H12ZM22 100H23V97H22ZM25 100V99H24ZM53 100H54V98H53ZM72 100V99H71ZM105 100V99H104ZM130 100V99H129ZM140 100V99H139ZM143 100V99H142ZM55 101V100H54ZM58 101V100H57ZM57 101H55V103L57 102ZM106 101V100H105ZM141 101V100H140ZM12 102V101H11ZM24 101H22V103H23ZM39 102V103H38ZM59 102H60V100H59ZM63 102V101H62ZM61 102V103H62ZM76 102V101H75ZM108 102H107V104H108ZM130 102V101H129ZM138 102V101H137ZM18 103V102H17ZM28 103H29V101H28ZM50 103V102H49ZM64 103V102H63ZM67 103H69V102H67ZM78 103V102H77ZM162 103V102H161ZM19 104V103H18ZM44 105L43 107H41V105ZM51 104H53V103H51ZM59 104V103H58ZM147 104V103H146ZM150 104V103H149ZM17 105V104H16ZM19 105H22L23 106V104H19ZM19 105H18V107H19ZM48 105V104H47ZM54 105V104H53ZM61 105V104H60ZM63 105V104H62ZM61 105V106H62ZM65 105V104H64ZM22 106H21V108H22ZM26 106V105H25ZM52 106V105H51ZM56 106V105H55ZM16 106H14V107H12V108H15ZM48 107H50V106H48ZM68 107V106H67ZM129 107V106H128ZM135 107V106H134ZM148 107H151V106H148ZM3 108V107H2ZM20 108V107H19ZM131 108V107H130ZM129 108V109H130ZM9 109V108H8ZM28 109V108H27ZM50 109L52 110V112H53V114H51L52 112L50 111ZM67 109V108H66ZM133 110L135 109V108H132ZM143 109V108H142ZM147 110L149 109V108H146ZM156 109V108H155ZM21 110V109H20ZM26 110V109H25ZM65 110V109H64ZM77 110V109H76ZM147 110H146V112H147ZM4 111V110H3ZM158 112H159V110H157ZM156 111V112H157ZM129 112H130V110H129ZM132 112V111H131ZM136 112V111H135ZM145 112V113H146ZM30 113V112H29ZM76 113V112H75ZM74 113V116H73V118H74V120L77 122L78 120H77V115ZM134 113V112H133ZM16 114V113H15ZM32 114V113H31ZM129 114V113H128ZM141 114V113H140ZM156 113H154V117L156 116V117H158V119H159V121L161 120L160 118H159V115L157 116V115H155ZM159 114V113H158ZM10 115V114H9ZM131 115V114H130ZM147 115V114H146ZM150 115V114H149ZM153 115V114H152ZM161 115V114H160ZM14 116H16V115H14ZM30 116V117H31ZM60 116V115H59ZM66 116V115H65ZM70 116V115H69ZM11 117V116H10ZM63 117V116H62ZM68 117V116H67ZM127 117V116H126ZM59 118V117H58ZM127 118H129V117H127ZM127 118H125L126 120H127ZM53 119V118H52ZM56 119V118H55ZM124 118L122 119L123 120V122H124V120H125ZM128 120H130V119H128ZM7 121V120H6ZM6 121H4L3 120V122H6ZM9 121V120H8ZM88 121H90V120H88ZM134 121V120H133ZM156 121H158V120H155L154 122H156ZM159 121H158V124H159ZM3 122L1 123V124H3ZM13 122V121H12ZM34 122H36V121H34ZM57 122V121H56ZM64 122H65V120H64ZM73 122V121H72ZM76 122H74V124L76 123ZM79 122V121H78ZM66 123V122H65ZM86 123V122H85ZM88 123H90V122H88ZM131 123H133V122H131ZM130 123V124H131ZM157 123V122H156ZM31 124V123H30ZM61 124V123H60ZM63 124V123H62ZM66 124H68V123H66ZM77 124V123H76ZM126 124V123H125ZM135 124V123H134ZM47 125V124H46ZM70 125H71V123H70ZM87 125V124H86ZM85 125V126H86ZM122 125V124H121ZM3 126H4V124H3ZM56 126H57V123H56ZM66 126V125H65ZM65 126H63L64 128H65ZM72 126V125H71ZM75 126V125H74ZM85 126H83L84 128H85ZM95 126H97V125H95ZM128 126V125H127ZM131 126V125H130ZM129 126V127H130ZM146 126V125H145ZM155 126V125H154ZM5 127V126H4ZM3 127V128H4ZM17 127V126H16ZM23 127H25V125L23 126ZM58 127V126H57ZM68 128H69V126H67ZM125 126L123 125L122 126V128H124ZM131 127H133V126H131ZM156 127H157V125H156ZM1 128V127H0ZM59 129H60V127H58ZM67 128V129H68ZM87 128V127H86ZM126 128V127H125ZM146 128V127H145ZM150 128V127H149ZM155 128V127H154ZM59 129H58V131H59ZM62 129V128H61ZM73 129V128H72ZM92 129V128H91ZM138 129H139V127H138ZM137 129V130H138ZM147 129V128H146ZM161 129V128H160ZM159 129V130H160ZM16 130V129H15ZM88 130V129H87ZM148 130V129H147ZM155 130V129H154ZM180 135H181V138H182V140H183V142H185L186 144H187V147L189 146V148H193L194 150L198 147V145H200V147L202 148V152L204 153L205 151H206V145H207V143H206V141H201L199 138H198V136L197 135H193V131H195L196 133H199V125L195 122V121H192L191 123H189V122H185V123H183L182 125H180ZM1 131H4L3 129L2 130H0V133L2 134V132ZM61 131V130H60ZM66 131V130H65ZM72 131V130H71ZM89 131V130H88ZM21 132H22V130H21ZM20 132V133H21ZM55 132V131H54ZM119 132V131H118ZM125 132H127V129L126 130H123L122 132H121V134L122 135H124V133ZM136 132V131H135ZM149 132H150V130H149ZM148 132V133H149ZM16 133V132H15ZM14 133V134H15ZM58 133V132H57ZM128 133V132H127ZM129 133H130V131H129ZM154 133V132H153ZM0 134V135H1ZM4 134H5V132H4ZM63 134H65L64 132H63ZM67 134H69V132L67 133ZM66 134V135H67ZM93 134V133H92ZM159 134H160V132H159ZM10 135H11V133H10ZM13 135V134H12ZM89 135V134H88ZM119 135V134H118ZM135 135V134H134ZM136 135H138V134H136ZM21 136H23V134L21 135ZM128 136H129V134H128ZM153 136V135H152ZM158 136V135H157ZM54 137H56L55 139H56V141H55V144H54V146H53V148H55V151H56V153H57V155H56V157H58L59 155V157H58V159H60V162H59V160H57L60 164H58V165H54L52 168H53V170H52V174H53V176H55V178L58 180V183H57V189H56V193H58V194H60V199H59V201L57 202V204H55L56 206L54 207V209L52 210V212H50L51 214H53V213H55V214H57L58 215V217H60V216H62V218L64 219V218H69L70 220L67 222V224L66 225H62V228H60L61 230H63V231H61L62 233H60V237H59V240H58V238L57 237H53L57 232H58V228L57 229H54L53 227H55V226H53V223L52 224H50V225H46V222H45V220L47 219L46 217H49V214H48V210H44L42 213H40V211L39 210H42L43 209V206H42V209H39L38 207V205H36L34 208H30V206H28V207H23V206H21V205H19V206H17V203L16 204H14V202L16 201V199H14V198H12V194H10L9 195V197H8V200H9V204H10V206L9 207H4V208H1L0 207V226L1 227H3V226H5V231H7L5 234L6 235H8L9 236V238L11 239L10 241H11V247H6L5 248V252H7V254H5L6 256L8 255V258H9V260H11V261H13L12 262V264H46V261H44V259L47 257L48 258V256H47V254H48V251L49 250H47L46 251V248H41V242L42 241H48V239H49V236H51V239L50 240H53L54 242H55V244H54V246H52L53 248L52 249H57L60 253H61V255L63 254L64 256V258L63 259H65V261H62V260H60V262H59V264H66L67 262H68V264H80V261H81V258H82V253H84L85 252V250H86V245H85V242L84 241H86V238H87V236L86 235H88V236H90V228H91V226H92V219H89V221L91 222V223H89L85 218L87 217V214L85 215V214H83L82 215V218H80L79 219V221H81V223H83V224H74V222L76 221V219H74V216H71V217H68V216H66L65 214H66V212H67V214L68 213H71V212H78V208H80V207H86V206H88L89 204H90V201H93V203L94 202H98V206L100 205V203H101V207L102 206H104L105 208L109 205V203H111L112 201H113V203H114V201H117V200H110V192L108 191V189H107V185L104 183H99L98 182V178H99V176H98V173H99V171H101V169H102V167H100L101 169H99V171H94L93 172V170H92V172H89L88 173V171H90L89 170V168H90V166L88 167V169H86V168H84V166L83 167H81V165H80V162H79V155H78V157L77 158H75L76 159V163H75V167H74V159H72L73 158V155H74V157H76L75 156V154L73 153V155L71 156V154L69 155V153L67 154V153H65V151H64V147H63V144L60 142V141H62V139L64 138V137H67V136H62V133H60V134H56V136H54ZM123 137V136H122ZM124 137H126L127 138V136H124ZM154 137H156V136H154ZM153 137V138H154ZM14 138V137H13ZM69 138V137H68ZM133 138V136L131 137L130 136V139H132ZM160 138V137H159ZM52 139V138H51ZM65 140H67L66 138H64ZM86 139V138H85ZM129 139V138H128ZM41 140H42V138H41ZM60 140V141H59ZM84 140V139H83ZM106 140H107V142H109L108 140H109V138H108V136L106 137ZM35 141V140H34ZM93 141V140H92ZM153 141V140H152ZM19 142V141H18ZM17 142V143H18ZM39 142V141H38ZM53 142H54V140H53ZM79 142H82V141H79ZM86 142H88V139H86ZM93 142H95V141H93ZM157 142V141H156ZM159 142V141H158ZM2 143H3V141L2 140H0V153L2 154V155H5L6 156V154H7V156H9L10 155V152L9 151H6V149H4V146L2 145ZM15 143V142H14ZM67 142H65V144H66ZM77 143V142H76ZM153 143V142H152ZM154 143H155V141H154ZM153 143V144H154ZM4 144V143H3ZM21 144V143H20ZM61 144H62V146H61ZM87 144V143H86ZM90 144V143H89ZM88 144V145H89ZM94 144V143H93ZM95 144H97V142L95 143ZM109 144V143H108ZM129 144V143H128ZM148 144V143H147ZM15 145H17L16 143L14 144V146ZM51 145V144H50ZM70 145V144H69ZM73 145V144H72ZM84 145V144H83ZM156 145V144H155ZM154 145V146H155ZM6 146V145H5ZM46 146V145H45ZM78 146V145H77ZM92 146H94V145H92ZM109 146H110V148H111V150H110V153L112 154V152H113V150H114V145H113V143H111L110 142V144H109ZM130 146V145H129ZM153 146V147H154ZM31 147V146H30ZM74 147V146H73ZM82 148H83V146H81ZM91 147V145L89 146V148ZM143 147H145V146H143ZM147 147H149V146H147ZM7 148V147H6ZM52 148V147H51ZM78 148V147H77ZM82 148H81V150H82ZM84 148H85V146H84ZM152 148V147H151ZM151 148H149L150 150H151ZM38 149V148H37ZM40 149V148H39ZM92 149V148H91ZM147 149V148H146ZM155 149L156 148H154V150H153V148H152V150H151V152H153V151H155ZM80 150V151H81ZM84 150V149H83ZM119 150V149H118ZM129 150H131L130 148L128 149V152H129ZM73 152H74V150H72ZM146 151V150H145ZM47 152V150L44 152V153H46ZM68 152H69V150H68ZM82 152V151H81ZM200 152H201V150H200ZM258 153H259V151H257ZM17 153V152H16ZM28 153V152H27ZM26 153V154H27ZM49 153V152H48ZM83 153H84V151H83ZM82 153V154H83ZM86 153H87V150H86ZM94 154H95V152H93ZM130 153H131V151H130ZM130 153H128V155L129 156H131L130 155ZM133 153H134V151H133ZM154 153V152H153ZM206 153V152H205ZM258 153H257V158L254 156L255 154H253L252 156H250V157H248L247 159H246V161H245V163H246V165H247V169H248V172H249V174L254 178V179H258L259 178V155H258ZM31 153H29V155H30ZM34 154V153H33ZM50 154V153H49ZM54 154V153H53ZM136 154H138V153H136ZM144 154H146V153H144ZM148 154H151L150 153V151L148 152ZM147 154V155H148ZM196 154V152H193V154L191 153V152H189L188 150L187 151H185L184 153H183V155L180 157V159L182 160V163H183V168L181 169V170H183V169H185L184 171L185 172H188V173H193V171H194V169L197 167V169H201V164H198V160L196 159V158H192V156L193 155H195ZM87 155V154H86ZM152 155V154H151ZM204 155V154H203ZM84 156V155H83ZM112 156V155H111ZM136 156V155H135ZM149 156V155H148ZM153 156V155H152ZM152 156H151V158H152ZM202 156V155H201ZM208 156V155H207ZM31 157V156H30ZM42 157V156H41ZM52 157V156H51ZM82 157V156H81ZM90 157V156H89ZM132 157V156H131ZM147 156H145V158H146ZM256 158V160H257V164H256V166H255V163L253 164V160ZM32 158V157H31ZM91 158V157H90ZM89 158V159H90ZM148 158V157H147ZM150 158V157H149ZM150 158V159H151ZM27 159V158H26ZM53 159V158H52ZM88 159V160H89ZM113 159H115V158H113ZM134 159H137V158H134ZM153 159V158H152ZM35 160V159H34ZM45 160V159H44ZM56 160H52V161H56ZM131 160V159H130ZM33 161V160H32ZM56 161V164L58 163ZM83 161V160H82ZM97 161V160H96ZM96 161H94V162H96ZM101 161V160H100ZM134 161V160H133ZM133 161H130V163H132ZM143 161V160H142ZM152 161V160H151ZM136 162V161H135ZM153 162V161H152ZM208 162V161H207ZM36 163H38L39 164V162H36ZM35 163V164H36ZM54 163V162H53ZM52 163V164H53ZM156 163V162H155ZM157 163H159V162H157ZM34 164V166H36ZM37 164V165H38ZM154 164V163H153ZM99 165V164H98ZM103 165V164H102ZM158 165V170L157 171H161L160 169H161V167H159L160 165L159 164H157ZM156 165V166H157ZM91 166H93L94 168H95V166H94V164H92ZM144 166V165H143ZM43 167H45V166H43ZM61 167H66L67 169H72L70 172H69V170H67L66 168V170H67V172H66V174L67 175H69V176H66L65 175V172L63 173L62 171H61ZM85 167H86V165H85ZM96 167H98L97 165H96ZM51 168V167H50ZM154 168H155V166H154ZM143 169V168H142ZM50 170V169H49ZM96 170H97V168H96ZM87 171V172H86ZM132 171H133V169H132ZM144 171H145V169H144ZM146 171H149V170H146ZM49 172V171H48ZM90 174V176L92 175V180H93V185H90L89 183L88 184H86V180H85V175L86 174ZM144 173V172H143ZM149 173H150V171H149ZM187 173V174H188ZM49 174V173H48ZM194 174V173H193ZM10 175V174H9ZM46 175V174H45ZM165 175V174H164ZM147 176H149V174H148V172H147ZM50 177V176H49ZM128 177H130V176H128ZM136 177V176H135ZM142 177V176H141ZM166 177V176H165ZM52 178V177H51ZM50 178V179H51ZM87 178V177H86ZM133 178V177H132ZM144 178H145V176H144ZM169 178V177H168ZM67 179V180H66ZM90 179V178H89ZM102 179V178H101ZM129 179H131V177L129 178ZM121 180L122 179H119V177L117 178V185L118 186H120V187H122L121 186ZM134 180V179H133ZM136 180V179H135ZM139 180V179H138ZM142 179H140V181H141ZM160 180V179H159ZM173 180V179H172ZM91 181V180H90ZM137 181V180H136ZM150 181V180H149ZM165 182H166V184L165 185H167V183H169V182H171V181H169L168 182V180L166 181V180H164ZM26 182H28V180L26 179ZM79 182V183H78ZM88 182V181H87ZM97 182H98V184H97ZM47 183V182H46ZM128 184V186L127 187H129L130 185H129V182H127ZM140 183V182H139ZM173 183V185L175 186V188H173L176 192V194L175 193H173L172 192V190H166L167 192H169L168 194H170L171 192H172V194H170L171 196L170 197H172V195L173 194H175L176 195V197H177V188H176V183H174V182H172ZM171 183V184H172ZM54 184V183H53ZM141 184H143V183H141ZM140 184V185H141ZM144 184H145V182H144ZM160 184V183H159ZM50 185V184H49ZM96 186V187H95ZM135 186V185H134ZM143 186V185H142ZM48 187L50 188L51 186H48L47 185V189H48ZM94 187H95V189H94ZM139 187V186H138ZM137 187V188H138ZM141 187V186H140ZM166 187V186H165ZM173 187V186H172ZM54 188H55V186H54ZM130 188H131V186H130ZM133 188V187H132ZM166 188H168V186L166 187ZM80 189H81V191H80ZM144 189V188H143ZM154 189V188H153ZM157 189V188H156ZM159 189V188H158ZM144 190H146V187H145V189ZM94 191V192H93ZM131 191H132V189H131ZM139 191H142V189H140ZM148 191V190H147ZM156 191V190H155ZM135 192V191H134ZM142 192H144V191H142ZM149 192V191H148ZM157 192H159V191H157ZM122 193V192H121ZM139 193V192H138ZM145 193H146V191H145ZM152 193V192H151ZM154 193H156V192H154ZM124 194V193H123ZM126 194V193H125ZM131 194H133L132 192H131ZM147 194V193H146ZM159 194V193H158ZM167 194V193H166ZM167 194V195H168ZM61 195H62V197H61ZM87 195V196H86ZM90 195H91V197H90ZM100 196L101 197V202H99V200H97L96 199V197L95 196ZM122 195V194H121ZM120 195V196H121ZM126 195H128V194H126ZM136 195V194H135ZM139 195V194H138ZM156 195V194H155ZM199 195V194H198ZM35 196V195H34ZM86 196V197H85ZM116 196H117V194H116ZM123 196V195H122ZM125 196V195H124ZM144 196H147V195H145L144 194ZM161 196V195H160ZM54 197V196H53ZM56 197V196H55ZM54 197V198H55ZM85 197V198H84ZM90 197V198H89ZM132 197V196H131ZM141 197V196H140ZM143 197V196H142ZM162 197V196H161ZM165 197V196H164ZM168 197V196H167ZM170 197H168L167 199H165L164 201H167V203L165 204V208H167V209H169L170 210V208H172L173 209V212L172 213H174V212H176L175 213V215L176 214H183L184 215V212H183V206L181 205V206H179V209L177 208L178 207V205H176L175 206V203L177 202V200H176V202L174 203V201H173V199L172 200H170L169 198ZM89 198V199H88ZM116 198H119L118 196L116 197ZM115 198V199H116ZM123 198V197H122ZM129 198V197H128ZM148 198V196L146 197V199ZM44 199V198H43ZM85 199H88L87 201H85ZM137 199V198H136ZM134 200V201H137V200ZM142 199V198H141ZM144 199V198H143ZM142 199V200H143ZM145 199V200H146ZM56 200V199H55ZM54 200V201H55ZM120 200V199H119ZM53 201V200H52ZM119 202V201H118ZM133 202V201H132ZM138 202V201H137ZM113 203H112V205H113ZM157 203V202H156ZM155 203V204H156ZM162 203V202H161ZM178 203V202H177ZM176 203V204H177ZM20 204H22V203H20ZM124 204V203H123ZM126 204V203H125ZM124 204V205H125ZM134 204V203H133ZM139 204V203H138ZM172 204H174V205H172ZM118 205V204H117ZM122 205V204H121ZM140 205V204H139ZM139 205H138V207L137 208H139ZM163 205V204H162ZM123 206V205H122ZM121 206V207H122ZM126 206V205H125ZM135 206V205H134ZM141 206V205H140ZM155 206V205H154ZM46 207V206H45ZM53 207V206H52ZM52 207H50V208H52ZM64 207V208H63ZM103 207V208H104ZM119 207V206H118ZM136 207V206H135ZM135 207H132V208H127L128 210L126 211V213L123 215V218H121L122 220H121V222H120V228H119V230L117 231L116 230V235L114 236L115 237V239H114V244H113V249L111 250H107V252L105 253V250H106V248L109 246V244L108 243H105L104 244V251H103V254H104V256L106 257V259L104 260V262H105V264H109L108 262H110V261H115L116 262V264H125V262H127V264H128V261L127 260H132V259H134L133 261H134V264H138L137 263V261L139 262L140 260H141V263H143V262H147V258H145V256L144 255H141V254H139L140 252H139V248H143V241H142V239H141V237H142V230H141V228H139V230H136V224H137V222H138V226H140V222H142V220H140L139 218H138V212H135ZM143 207V206H142ZM142 207H141V209H142ZM159 207V206H158ZM174 207V208H173ZM41 208V207H40ZM102 208V209H103ZM105 208H104V210H105ZM111 208V207H110ZM160 208V207H159ZM63 209H65V210H63ZM117 209V208H116ZM123 209V208H122ZM144 209H146V208H144ZM158 209V208H157ZM161 209V208H160ZM126 210V209H125ZM131 210H133L132 211V213H131ZM154 210V209H153ZM102 211V210H101ZM139 211V210H138ZM144 211H146V210H143V212ZM152 211V210H151ZM150 211V213H152ZM155 211V210H154ZM102 212H104V211H102ZM101 212V213H102ZM114 212V211H113ZM117 212V211H116ZM156 212V211H155ZM96 213H98V210H97V212ZM50 214V215H51ZM113 214V213H112ZM122 214V213H121ZM145 214H146V212H145ZM147 214H148V212H147ZM5 215V216H4ZM99 215V214H98ZM4 216V218H2ZM145 218H146V216L145 215H143ZM51 217V216H50ZM49 217V218H50ZM100 217V216H99ZM141 217V216H140ZM150 217H153V216H151V215H148V226H147V233L151 236V241H150V243H149V245H148V255L149 256H152V259H159V256H160V259H159V262H161V264H187V256H186V252H185V254L184 255H181V253H183V251L181 250V248L179 249V250H175L174 248H176V247H179V246H177V245H174L173 243V240H171L169 243L166 241L167 239H168V237H169V234H168V232L166 233L165 232V226H164V232H165V234H163V231H162V229L161 230H158V234L156 235V236H160V243L158 242V240H155V238L154 237H152L153 236V232H152V228L150 229V227H152V226H150L151 224H154L153 225V227L154 226H156L157 227V229H158V225H160V224H158L159 222H160V220H159V222H157V223H154V221H155V218H154V220H152V218H151V221H153V223L151 222V223H149L150 222ZM159 217V216H158ZM46 218V219H45ZM162 218H164V217H162ZM156 219H157V217H156ZM159 219H160V217H159ZM39 220V225H37L38 224V222H35V221H38ZM139 220V221H138ZM146 220V219H145ZM158 220V219H157ZM49 221V220H48ZM50 221H51V218H50ZM49 221V222H50ZM52 222V221H51ZM70 222H72V225L70 224ZM181 222V221H180ZM140 223V224H139ZM161 223H163V222H161ZM45 224V225H44ZM36 225L38 226V227H36ZM47 226V227H46ZM144 226V225H143ZM11 227V228H10ZM57 227V226H56ZM55 227V228H56ZM156 227H155V229H156ZM9 228H10V230H9ZM86 228V229H85ZM161 228V227H160ZM159 228V229H160ZM154 229V228H153ZM53 230V231H52ZM52 231V235H49V233ZM111 231V230H110ZM162 231V232H161ZM37 232H39V234L40 235H38L37 234ZM55 232V233H54ZM154 232H155V230H154ZM180 232V238L182 237L183 239H182V241L184 240V239H188L190 236H188L189 235V232H188V229H187V226L186 225H184L183 223H182V231H179ZM51 234V233H50ZM109 234V233H108ZM164 237H166V239L164 238ZM179 238V239H180ZM35 239H37V240H35ZM106 242V241H105ZM112 242V243H113ZM37 243V245L34 247V245ZM51 243V242H50ZM140 245H142V246H140ZM164 246H165V248H164ZM238 245H236L235 247L238 249V247H237ZM48 248H49V246H48ZM136 248H138V254H135V250H136ZM50 249H51V245H50ZM51 249V255H53L52 253H53V250ZM72 251H71V250ZM56 250V252L58 253V251ZM141 250V249H140ZM172 251L173 252V254H177V253H179L180 254V257H181V259L183 260V262L181 261V259L176 255V257H175V260L173 261V260H171V258L173 257H171L170 256V253H168V251ZM142 252V251H141ZM137 253V252H136ZM157 253H159V255L157 254ZM49 255V254H48ZM60 255V256H61ZM108 255H109V261L107 260V257H108ZM147 255V256H148ZM171 255H172V253H171ZM238 255H239V253H238V251H236V250H233L232 252H231V260H232V262H233V264H237V261H238ZM56 256H58V254L56 255ZM53 257V256H52ZM54 258V257H53ZM50 259V258H49ZM150 259V258H149ZM173 259V258H172ZM49 261V260H48ZM47 261V262H48ZM53 261H56V257H55V259L53 260ZM67 261V262H66ZM157 261V260H156ZM50 262H52V261H50ZM149 262V264H150V261H148ZM152 262H154V261H152ZM53 263V262H52ZM57 263V262H56ZM140 263V262H139ZM50 264V263H49ZM154 264H158V262H154Z\"/></svg>",
    "mask_w": 264,
    "mask_h": 264
}]
</instances>
